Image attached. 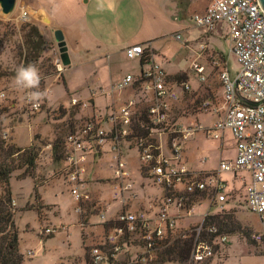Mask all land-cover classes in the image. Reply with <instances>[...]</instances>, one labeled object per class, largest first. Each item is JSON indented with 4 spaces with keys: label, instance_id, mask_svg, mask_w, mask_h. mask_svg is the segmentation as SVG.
<instances>
[{
    "label": "built area",
    "instance_id": "obj_1",
    "mask_svg": "<svg viewBox=\"0 0 264 264\" xmlns=\"http://www.w3.org/2000/svg\"><path fill=\"white\" fill-rule=\"evenodd\" d=\"M28 18L23 11L20 19ZM190 20L203 29L204 34L223 38L238 64L237 69L230 72L224 54L217 52L216 56L206 58L208 66L219 67L220 94L215 96L208 92V96H202L198 107L217 116L210 126H203L195 119L183 124L175 117L177 102L192 91L191 87L187 82L172 79L162 62L156 59L150 43L145 42L124 49L125 57L135 59L140 68L134 74L122 76L112 86L117 91L135 86V96L118 105L109 103L103 112L94 110L88 118L75 123L63 139L60 170L63 183L76 201V213L82 211L81 205L90 201L88 185L81 175V163L88 156L101 153L107 143L108 152L112 154V175L115 182L118 181L112 188L113 201H122L123 191L133 189L123 146L135 150L140 171L146 172L149 183L159 190L161 200L155 206V213L150 206L134 212L123 210L112 218L98 214V220L107 226V232L101 243L89 249L91 264H116V257L128 252L136 243L140 247L129 264L151 261L152 255L164 248L165 239L172 237L178 228L180 213L189 215L190 203L206 193L210 205L217 211L206 212L199 225L177 236L185 238L194 232L190 256L194 263L222 258L229 234L218 233L215 225L203 229L202 222L207 215L228 210L227 198L233 191L234 180L241 181L245 207L257 216L262 227L250 232L249 238L256 243L264 240V12L257 0H210L206 8L193 14ZM175 37L179 39L180 35ZM201 48L208 49L206 44ZM53 62L58 78L64 70L59 53ZM190 69L199 83L207 81L205 65L192 63ZM92 90L94 95L95 88ZM142 98L146 99L144 116L148 124L139 112L138 104ZM80 102V97L72 96L68 105L76 106ZM27 103L33 110L40 107V104L37 107ZM198 132L215 141H223L228 132L233 140L234 156L219 161L217 171H193L184 163L183 150L191 136ZM161 137L165 138L164 145L158 143ZM219 172L231 173V185ZM125 180L128 182L122 186ZM203 230L214 234L210 241L200 239Z\"/></svg>",
    "mask_w": 264,
    "mask_h": 264
},
{
    "label": "rangeland",
    "instance_id": "obj_2",
    "mask_svg": "<svg viewBox=\"0 0 264 264\" xmlns=\"http://www.w3.org/2000/svg\"><path fill=\"white\" fill-rule=\"evenodd\" d=\"M20 2L21 0H16L15 8L9 14H3L0 11V108H4L0 114V137L7 143H13L20 148L32 145L37 153L35 169L31 177L23 176L19 178L23 172V168H21L14 170L10 179L11 192L15 200V204L12 202L13 220L18 230L19 252L21 251L20 253L23 256L22 264H86V259L89 260V249L101 243L107 232V226L101 223L97 217L98 214L104 213V210L100 204H97L99 202H97L95 195H98L104 201H108L111 197L112 187L108 183L110 174L108 170L109 163L107 164L108 157H104L101 168H98L101 174V178L98 179L101 182L98 183L93 182L92 177H90V182H87L84 177L86 171H83V166H85L87 158L86 161L81 163L82 178L87 185L90 183V186H87L90 201L85 202L89 205L88 210L85 212L84 204L81 205L82 211L77 213V216L73 209L76 201L69 194L68 187L62 181L63 172L60 170L63 162L62 145L63 139L70 128L75 123L79 124L80 121L88 118L94 111H91V107L94 106H92L93 97L95 103L102 102V99L96 98V96L104 95L103 97H108L110 87L108 86L107 89L94 87V95H91L90 91L87 92L91 99H86V92L80 93V97L73 91L84 84L90 86L96 78L104 84L110 82V79L114 81L118 76L117 71H120L123 76L129 73L134 74L138 72L140 65L138 66L135 59L130 60L121 55L113 61L115 62L113 65L114 74H109L108 58H105L106 54L110 52L109 50L94 52L98 58L91 60L81 56L75 67L65 72L69 89L67 91L62 84L66 65H64L60 77L56 78V68L53 61L59 51L55 41H51L50 37L44 35L40 28L30 20L29 11L21 7ZM92 3L96 9L98 0H92ZM174 3L175 0H115V8L110 10L109 0H105L101 23L103 24L105 21L108 25H111L112 31L107 33L109 36L104 37L103 42H111L112 38L120 37L122 40L137 44L141 40L150 38L152 43L150 41L146 42L150 43L153 52L157 55L156 59L162 62L166 72H173L177 67L183 71L186 68V72H180L186 76L182 81L187 82L192 91L185 94L177 102L174 110L177 112L176 114L174 112L175 117L179 118L183 124H186L189 119H195L203 126L208 127L217 119V116L215 113L200 110L198 108L199 101L203 95L208 96L210 91L215 96L220 94L217 77L219 67L208 66L207 62L202 64L200 61L211 57L210 55L212 57L216 56L215 54L220 52L222 55L224 54L230 72H234L238 64L223 38L215 34H204L203 29L197 28L190 20L193 14L202 11H190L183 16L184 12L177 10ZM23 11L29 17L27 20L20 19ZM31 25L38 28L43 44L39 40L32 43L34 37L28 39L29 26ZM198 30L201 31L205 39L209 40L213 36L216 38V40H210L207 50L201 48V45H205V42L186 40L191 35H196ZM177 34L180 35L179 39L175 37ZM169 62L171 64L167 65ZM197 62L205 65L208 74L205 83H199L196 75L190 69L191 64ZM30 63L35 64L39 69L42 77L40 86L39 89L23 90L14 84L16 69L21 64L26 66ZM180 73L179 75H181ZM169 74L172 79L175 77V74ZM191 81L195 82L191 84ZM133 87L135 88V86ZM134 88H125L120 92H131V95L135 96ZM36 90L43 91L45 98L39 103V109L33 110L25 97L29 94V91ZM47 96L49 102H55L63 98L68 104L70 97L77 96L87 105L82 104V102L76 106H66V104L64 106L61 102L49 104ZM138 107L143 110L147 107L145 98L141 99ZM212 120L213 122H210ZM144 121L145 124H148L145 116ZM199 137H201V140H199ZM160 140L158 143L164 145L165 138L161 137ZM54 145L56 148H53ZM232 145L233 140L228 132L225 133L222 152L220 141L209 139L202 132H198L196 135L191 136V140L183 150L182 156L186 160L185 152L199 146V150H202L203 153L202 156L206 158L201 159V161L205 162L208 167H214L205 171H217L220 153V157L223 159L233 157ZM95 156L92 159H96ZM128 157L129 162L133 165L131 169L134 170L136 168L134 165L137 163L135 152H130ZM198 157L195 158L196 162L199 161L200 157ZM219 173L222 178L229 180L228 174L222 176L223 173L229 172ZM138 179L135 175L134 180L138 182ZM34 182L39 186L41 185V188L39 186L36 188L39 198L36 200L34 198V202H31L34 197ZM227 183L231 185L230 182ZM145 191L147 197H151L155 193L153 188H146ZM135 192L132 190L131 194ZM231 192L227 198L226 207L228 210L220 213L223 215H218L232 216L238 225V229L229 235L230 239L227 245L229 250L226 249L222 258L210 260L209 264H224L226 258L228 259L225 264H264V240L261 243H256L249 238L250 232L260 229L253 230L252 226L244 223V221H258V219L245 207L241 183L236 187L234 186ZM207 197L206 193L194 198L193 202L190 203L193 212L191 210L189 215L180 213V218L177 220L178 228L173 231L172 238L170 236L171 240L177 237L178 233L190 231L200 224L205 214L204 209L210 201ZM160 200L159 197L152 200L151 207L153 209L151 211L153 213L156 212L155 206ZM37 207H39V212L36 211L38 221L36 213L33 211L37 210ZM138 209L140 208L127 209L124 207L120 211L134 212ZM20 211H24V213ZM84 213L85 215L82 217L81 214ZM52 215L55 216L53 219H51ZM94 215H97L95 216L97 220L94 219ZM83 219L85 220L82 221ZM47 229L49 231H46ZM138 247L140 245L136 243V245L129 247L128 252L119 254L116 257V264H129L131 257L138 253ZM163 250L164 248L158 250L152 255V260L145 264H179L177 261L158 263Z\"/></svg>",
    "mask_w": 264,
    "mask_h": 264
},
{
    "label": "crops",
    "instance_id": "obj_3",
    "mask_svg": "<svg viewBox=\"0 0 264 264\" xmlns=\"http://www.w3.org/2000/svg\"><path fill=\"white\" fill-rule=\"evenodd\" d=\"M209 1L210 0H175L174 6L180 12H184L183 13V16H184L185 13L190 12V11H194V10L195 11H203L206 8V6L208 5ZM20 3H21V7L26 8L29 11L30 20L32 22H34V24L40 28V30L42 31V33H44V35L49 36L51 41H55L54 37H53V31L56 29L61 30L63 37H64L66 53H67L68 59H69V63L66 65L65 70L63 72V83H62L63 87L65 85L64 89H66L67 91L69 89L67 86V80L65 77V72L72 70L75 67L77 60H80L81 56H83L86 59L91 60L93 58H98L97 54H95L94 52H96V51L103 52L102 50H104V52H106L107 50H109L110 52L106 54L105 58H108L107 64H108V69H109L108 71L110 72L109 74H114V72H113V65L115 64V62H113L114 59L118 56H121V55L123 57H125L124 49L130 45H133V43L127 42L126 40H122L120 37H116L114 39L112 38L111 42H107V43L103 42V40L105 39L104 37L109 36L107 33H111L112 27H111V25H108L105 21L103 24L101 23V21L103 20L102 19L103 18V11L98 10V7H96V9H95V6L93 7L92 0H59V1H57V0H21ZM211 39L216 40V38L214 36ZM211 39H209V40L205 39L204 35L201 34V31L198 30L196 35H193V36L191 35L190 38L186 39V40L205 42L204 44H206L207 47H209V42ZM146 41L151 42V40L149 38V39L141 40L139 43L146 42ZM206 60L207 59L205 58L203 61H200V62L202 64H205ZM170 64L171 63L169 62L167 65H170ZM185 70H186V68H185ZM185 70L183 71L181 68L177 67V69L175 68V71L169 72V73L176 75V74H179L180 72H182V73L186 72ZM116 74L118 76H117L116 80H114V81H112V79H110V82L104 84L98 78H96V80L90 84L91 87L88 86L87 84H84L78 88H75V90L73 92L77 93V95L80 96L81 95L80 93H83V92L87 93L90 91L91 93H93L92 89L94 87H103L104 89H107V87L109 86L110 87V94H108V97L107 96L103 97L104 95L96 96V98H101L102 102L95 103L94 97L92 99L93 100L92 106L93 105L94 106L91 107L92 109L90 108L91 111L92 110H95V111L100 110L101 112H103L104 107L106 105H109V103H119L122 100H126L129 96H132L131 92L125 91L124 92L125 94H124V93L117 91V90L112 88V86L117 81H119L121 79V77L123 76L120 71H117ZM193 82H195V81H191V84ZM88 89H90V90H88ZM46 98H47V101L49 102L48 96ZM86 99H91L90 95H88V93L86 94ZM83 100H85V98H83ZM56 102L57 103L61 102L62 104H64V106H65V104H66V106H68V102L63 100V98L59 99L55 102H49V104L56 103ZM91 111L89 110V113ZM139 112L141 113L142 116H144L145 111L142 108L139 110ZM174 112H175V114L177 113L176 111H174ZM178 120H180V119L178 118ZM210 122H213V120ZM201 137H199V140H201ZM199 140H198V142H199ZM232 146H233V156H234V154H235L234 144ZM199 149H200V147L196 146V147H194L190 150H187L185 152L186 160H184L185 161L184 163L186 164V166L189 169L194 170V171H205V170L213 169L214 167H208V166H206L205 162L201 161V159L203 160L205 157L202 156L203 155L202 150H199ZM102 150L103 151L101 153H99L95 156L96 159H92L93 156L87 157V162L85 163V166H83V169H84L83 171L84 172L86 171L84 173V175H85L84 177L86 178L87 182H90V177L93 178V182H95V183L101 182L100 180H98L101 178V176H100L101 174L98 171L99 170L98 168H101V163H102L104 157L107 156L108 157L107 164L109 163L108 164V170L110 172L109 177H108L109 178L108 183L113 188V186L118 181L115 182L113 175H112L113 174L112 154L108 152V143L103 145ZM220 150H221V152L223 150V141H220ZM132 151L135 152V150H133V149L128 150L126 148V146H123V152H124V158L126 161L127 170L131 174L130 178H131V182L133 185L132 190H133V192H135V189H136V192L134 194H131L132 190L131 191H123L122 201H119V200L113 201L112 195L108 201H104V200H101L98 197V195H95L96 196L95 198L98 200L97 202H99L97 204H100V206L103 207L104 214L108 218H112L115 214L120 212V210L123 209L124 207L127 209L150 207V206H152V203H153L152 200L155 197H159V190H157L156 188L151 186V184L149 183V181L146 178V176H147L146 172L140 171L139 161L137 159L136 152H135V154H136L137 163L134 165V167L136 166V168L134 170L131 169V166L133 167V165L129 162L128 156H129L130 152H132ZM220 154H219V158H218L219 161L221 159H223L220 157ZM197 156H199L200 158L198 157L199 161L196 162L195 158ZM87 167H88V169H87ZM224 174L229 175V180L225 179L224 177L223 178L227 182L232 183L231 182V174L230 173H223L222 176ZM135 175H137V177L139 178L138 182H136V180H134ZM126 182H128V181L125 180L124 182H122L121 183L122 186ZM240 182L241 181L236 180L232 183V185H234L236 187V185L238 186L240 184ZM89 186H90V183H88V187ZM39 187L41 188V185ZM146 188L147 189L153 188V190H154L153 192H155L154 193L155 195L153 194L151 197L145 196L146 191H148V190L145 191ZM12 197H14L13 194H12ZM42 200H44V199L42 198ZM13 202L15 204L14 199H13ZM31 202H34V197H33V200H31ZM75 206H76V203L74 204L73 207H75ZM88 206L89 205H87V207ZM84 209H85V207H84ZM30 211H32V210H30ZM33 211H35L36 218L38 221V214H37L36 210H33ZM216 211H217V208L211 206L210 203H208L204 209V213H206V212L215 213ZM20 212L24 213V211H20ZM192 212H193V210H192ZM77 216H78V214H77ZM95 216H97V215H94V219L97 220V218ZM51 217H52L51 219H53L55 216L52 215ZM77 221H78V219H77ZM244 223L252 226L251 228L253 230L262 228L259 220L258 221H244ZM228 248H227V250H229ZM19 250H20V248H19ZM227 259L228 258H226L224 264L226 263Z\"/></svg>",
    "mask_w": 264,
    "mask_h": 264
},
{
    "label": "trees",
    "instance_id": "obj_4",
    "mask_svg": "<svg viewBox=\"0 0 264 264\" xmlns=\"http://www.w3.org/2000/svg\"><path fill=\"white\" fill-rule=\"evenodd\" d=\"M29 29L28 39L34 37L32 43L39 40V42L43 44L38 28L35 25H31ZM184 77L186 78L183 74H176L174 78L182 81ZM3 110L4 108L1 107L0 114ZM53 148H56L55 145ZM36 159L37 153L32 145L26 148H20L13 143H7L0 137V264L23 263V256L19 252L18 230L13 220L14 209L10 179L12 177V172L21 168H23V172L19 178L23 176L31 177L35 169ZM37 186L38 185L34 182L33 196L35 200L39 198L36 190ZM83 207H85L86 211L88 210L86 203H84ZM36 211L39 212V207H37ZM84 215L85 213L81 214L82 217ZM84 220L85 219L82 221ZM212 225L217 227L218 233L224 232L229 235L233 234L238 229V225L232 216L224 217L218 214L205 216L202 222L203 229ZM213 236L214 234H209L203 230L200 239L210 241ZM193 238L194 232H191V235L185 238L177 236L171 240L170 236H168L164 241V250L160 255L158 263L177 261L179 264H197L190 258ZM209 263L210 260L200 264ZM86 264H91L90 260L86 259Z\"/></svg>",
    "mask_w": 264,
    "mask_h": 264
},
{
    "label": "clouds",
    "instance_id": "obj_5",
    "mask_svg": "<svg viewBox=\"0 0 264 264\" xmlns=\"http://www.w3.org/2000/svg\"><path fill=\"white\" fill-rule=\"evenodd\" d=\"M105 0H98V10L104 9ZM110 10L115 8V0H109ZM41 74L35 64L23 65L21 64L16 69L14 84L16 87L23 90L39 89L41 82ZM45 98L43 91H29V94L25 97L27 102L32 103L34 106H39V103Z\"/></svg>",
    "mask_w": 264,
    "mask_h": 264
},
{
    "label": "water",
    "instance_id": "obj_6",
    "mask_svg": "<svg viewBox=\"0 0 264 264\" xmlns=\"http://www.w3.org/2000/svg\"><path fill=\"white\" fill-rule=\"evenodd\" d=\"M260 9L264 12V0H257ZM16 0H0V11L3 14H9L15 8ZM53 37L60 53V59L63 65L69 63L68 55L66 53V47L64 37L61 30L56 29L53 31ZM256 104V103H255Z\"/></svg>",
    "mask_w": 264,
    "mask_h": 264
}]
</instances>
